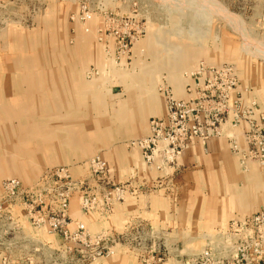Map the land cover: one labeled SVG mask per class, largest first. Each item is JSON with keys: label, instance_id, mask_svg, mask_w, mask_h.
Listing matches in <instances>:
<instances>
[{"label": "rangeland", "instance_id": "obj_1", "mask_svg": "<svg viewBox=\"0 0 264 264\" xmlns=\"http://www.w3.org/2000/svg\"><path fill=\"white\" fill-rule=\"evenodd\" d=\"M205 76L206 91L199 92L212 112L203 124L207 142L222 136L212 127L264 132V0H0V191L10 179L39 190L49 171L65 169L96 198L94 210L84 213L75 192L79 213L113 215L116 204L137 198L139 172L174 166L189 146L207 144L195 136L173 159L164 145L153 152L132 146ZM220 84L228 92L224 101L210 93ZM188 121L198 127L194 114ZM95 158L105 163L102 172L94 173ZM120 190L127 198L106 209L109 192ZM181 202L191 203L185 196ZM235 219L211 232L213 247L235 250L232 239L241 237L228 229ZM82 223L88 236L65 243L64 257L40 250L24 264H117L124 254L142 264L153 249L137 222L120 232H93ZM183 245L201 252L182 264L206 250L216 257L202 242Z\"/></svg>", "mask_w": 264, "mask_h": 264}, {"label": "crops", "instance_id": "obj_2", "mask_svg": "<svg viewBox=\"0 0 264 264\" xmlns=\"http://www.w3.org/2000/svg\"><path fill=\"white\" fill-rule=\"evenodd\" d=\"M247 129L224 125L220 138L210 140L206 145L189 146L176 165L161 171L139 172L137 198L116 204L111 216L82 215L77 203L78 194L75 193L69 208L72 220L84 221L93 232L102 229L120 232L137 222L145 232V240L153 247L150 252L163 251L166 254L164 264H182L180 260L184 256H195L201 252L196 248L186 250L184 242H202V249L212 248L221 258L235 257L229 245L213 247L210 236L212 231L226 228L233 218L243 219L264 211V165L247 161L244 167L240 153L234 152L231 146L235 142L240 151L247 150ZM183 196L191 203L181 202ZM186 211L191 212V218L182 216ZM7 212L13 221L0 225V264L4 259L9 264H24L25 260L36 258L40 250L42 254L50 255L52 248L58 250L60 257L65 256L62 251L66 245L64 240L56 234L45 236V228L34 229L22 206L17 204ZM168 227H188L196 231L180 233ZM41 235L44 236L41 238ZM133 256L124 254L115 262L135 264Z\"/></svg>", "mask_w": 264, "mask_h": 264}, {"label": "built area", "instance_id": "obj_3", "mask_svg": "<svg viewBox=\"0 0 264 264\" xmlns=\"http://www.w3.org/2000/svg\"><path fill=\"white\" fill-rule=\"evenodd\" d=\"M98 73V71H95ZM98 75V74H96ZM206 76L201 82H194L188 89L189 94L184 100H172L164 118L153 119L150 123L151 134L143 139L132 143L138 145L143 151L158 149L164 145L166 153L173 159L178 151L184 146L192 143L195 136H199L204 142L209 140V134L205 133L203 124L210 121V102L202 92L205 90ZM218 95L219 101H224L228 96L226 88L220 84L216 91L210 93ZM195 115L199 122L198 127L190 125L188 119ZM207 119H201V116ZM220 123V120H219ZM214 128L213 135L220 137L222 132L219 127ZM264 132L260 127H250L246 132L247 150L240 151L237 144L233 148L241 155V163L245 167L247 161L255 159L259 164L264 165ZM146 160L149 158L146 155ZM105 163L99 158L91 160V167L94 173L102 172ZM82 183L73 181L70 173L65 170H51L47 173L39 190L31 191L24 189L17 179H10L3 183L0 191V225L11 224L13 219L10 209L19 204L22 206L34 229L45 228L48 234L60 236L64 243L77 244L88 236L86 227L81 222H74L69 217L70 197L75 192H81ZM107 208L111 209L113 201H124L127 198L123 190L110 193ZM52 200L51 202H48ZM48 202V203H47ZM96 198L81 192V209L84 213L94 210ZM229 232L238 234L241 238L232 239L235 243V257H219L210 250L202 252L186 264H264V211H258L243 219H235L231 222ZM111 251V250H110ZM110 253V252H109ZM165 254L149 252L142 256V264H162ZM7 264V260H3Z\"/></svg>", "mask_w": 264, "mask_h": 264}, {"label": "bare ground", "instance_id": "obj_4", "mask_svg": "<svg viewBox=\"0 0 264 264\" xmlns=\"http://www.w3.org/2000/svg\"><path fill=\"white\" fill-rule=\"evenodd\" d=\"M142 83V82H141Z\"/></svg>", "mask_w": 264, "mask_h": 264}]
</instances>
